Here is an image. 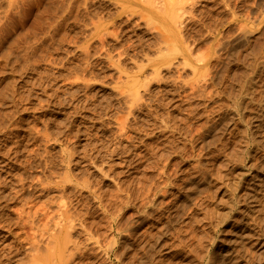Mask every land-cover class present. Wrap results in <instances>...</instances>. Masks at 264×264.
Wrapping results in <instances>:
<instances>
[{
	"label": "rangeland",
	"instance_id": "1",
	"mask_svg": "<svg viewBox=\"0 0 264 264\" xmlns=\"http://www.w3.org/2000/svg\"><path fill=\"white\" fill-rule=\"evenodd\" d=\"M0 264H264V0H0Z\"/></svg>",
	"mask_w": 264,
	"mask_h": 264
},
{
	"label": "bare ground",
	"instance_id": "2",
	"mask_svg": "<svg viewBox=\"0 0 264 264\" xmlns=\"http://www.w3.org/2000/svg\"><path fill=\"white\" fill-rule=\"evenodd\" d=\"M246 90H247V88H246ZM246 92V91H245ZM246 93H248V91L246 92ZM241 104V103H240ZM242 104H243V102H242ZM242 104H241V106H242ZM245 105H243L242 107H244ZM244 175V173H241V172H239V173H237V175H235V177H237V176H239V177H237V179L235 178V179H233L230 183L232 184V188H234V186H235V188L234 189H236L237 187H239L240 186V180H241V177ZM246 200H248V198L246 199ZM240 202V201H239ZM243 204H245V203H243ZM242 204V205H243ZM247 204H248V202H247ZM247 204H246V206H247ZM243 237H244V239H246L247 237H248V235L247 234H245L244 233V235H243Z\"/></svg>",
	"mask_w": 264,
	"mask_h": 264
}]
</instances>
